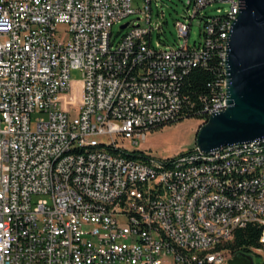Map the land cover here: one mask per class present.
Here are the masks:
<instances>
[{"label": "built area", "instance_id": "2783aa9c", "mask_svg": "<svg viewBox=\"0 0 264 264\" xmlns=\"http://www.w3.org/2000/svg\"><path fill=\"white\" fill-rule=\"evenodd\" d=\"M151 2L0 0V264H227V244L249 224L264 242V138L163 160L136 148L176 120L181 76L212 50L223 77L204 121L225 110L240 1L187 0L175 47L153 45L162 23ZM214 4L228 9L203 17ZM201 18L202 41L190 45ZM72 70L78 106L66 99Z\"/></svg>", "mask_w": 264, "mask_h": 264}, {"label": "water", "instance_id": "95a60500", "mask_svg": "<svg viewBox=\"0 0 264 264\" xmlns=\"http://www.w3.org/2000/svg\"><path fill=\"white\" fill-rule=\"evenodd\" d=\"M239 1L224 57L226 108L197 130L194 148L203 153L264 138V0ZM227 264L254 263L239 252Z\"/></svg>", "mask_w": 264, "mask_h": 264}, {"label": "rangeland", "instance_id": "374dc122", "mask_svg": "<svg viewBox=\"0 0 264 264\" xmlns=\"http://www.w3.org/2000/svg\"><path fill=\"white\" fill-rule=\"evenodd\" d=\"M186 7L187 0H152V23H162V33L158 36L157 32H154L153 45L158 42L161 47H175L178 42L183 43L182 39H178L175 22L183 20ZM218 9L223 14L228 9V5L214 4L208 6L202 15L205 18L221 15L217 12ZM136 18L137 16H129L112 27L111 32L114 41H117L127 30H120V26L127 22H134ZM205 18L193 20L188 40L190 45L202 41ZM63 28V26H60L61 30ZM80 80V73L77 70H72L70 72V89L66 93V99L72 106H78L80 101ZM38 117H40L38 114H32V122ZM203 123V119L197 118H186L182 121L171 122L159 129L148 131L145 139L136 148L151 157L162 160L177 156L195 147V135ZM246 255L253 260L254 264H260L264 260V252L261 250H251L246 252Z\"/></svg>", "mask_w": 264, "mask_h": 264}, {"label": "trees", "instance_id": "16d2710c", "mask_svg": "<svg viewBox=\"0 0 264 264\" xmlns=\"http://www.w3.org/2000/svg\"><path fill=\"white\" fill-rule=\"evenodd\" d=\"M222 64L219 53L212 50L208 53L204 66H192L181 76L179 85L182 106L176 122L186 118L203 119L205 122L203 113L205 102L213 95V85L216 80L223 77ZM262 233V228L249 224L245 228L235 230L233 239L227 247L233 255L251 250L264 252V242H260ZM260 264H264V260Z\"/></svg>", "mask_w": 264, "mask_h": 264}]
</instances>
